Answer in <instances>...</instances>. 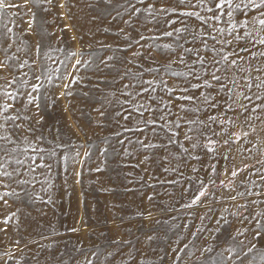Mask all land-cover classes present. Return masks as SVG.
<instances>
[{
  "label": "rangeland",
  "instance_id": "obj_1",
  "mask_svg": "<svg viewBox=\"0 0 264 264\" xmlns=\"http://www.w3.org/2000/svg\"><path fill=\"white\" fill-rule=\"evenodd\" d=\"M5 2L19 7L0 9V32L6 31L5 24L12 29L11 39L0 43V62L6 65L0 68V76L9 81L14 76L26 79L28 87L21 91H31L32 70L28 65H33V61H36L33 67H39L41 71L59 69L52 73L51 83L41 77L40 82L44 84L41 92L45 93L39 101L41 107L37 111L30 105L27 115L31 120L24 123L25 129L37 131L34 134L25 131L24 135L34 140L42 134L45 141H58L63 145L60 151L74 157L75 161L69 160L66 164L61 161L46 175H41L43 170L37 169L36 179L25 186L27 195L16 183L0 178V194L16 189L21 197L19 200L12 196L0 199V264H86V258L92 264H202L208 255L204 249L209 246L213 248L211 255H222L226 264H241V260L248 264L256 249L247 257L243 253L252 244L264 250V237L253 238L258 226L251 222V209L235 206L244 200L238 197L233 202L226 199L228 189L221 190L225 195L212 189L214 196L201 198L202 202L188 207L195 196L188 178L199 175L206 181L204 171L192 173L190 168H183V176L165 172L159 166L158 158L150 164H140L145 155L155 150H143L137 144H128L127 140L123 146L118 143V139L125 137L135 141L136 135L123 132L120 125L126 122L122 116H116L117 111H122L117 100L128 99L121 95L122 85L131 79L120 80L116 69L121 73L126 68L136 72L167 62V53L155 48L151 39L141 41L143 48L134 45L126 51L118 50V46H126L123 34H118L120 28L138 38L137 32L123 23L129 19L131 10L117 7L124 4V0H113L111 6L103 0ZM117 12L121 13L120 17H116ZM140 19L142 21L143 17ZM132 21L135 23V16ZM135 26L146 37L159 35L150 31L152 24L141 27L136 23ZM37 42L41 45L38 56ZM167 42L169 38L162 36L157 41L160 44ZM9 43L11 47H8ZM109 44L111 48L102 47ZM136 50L143 53L138 60L132 57ZM70 52H77V57H70ZM108 57L114 59L108 60ZM100 58L114 64L115 68L98 72ZM126 58L133 59V63L128 64ZM76 59H80L81 64L78 73L73 74L85 77L84 83L89 84L91 91L81 83L71 86L72 95L62 96L61 92L69 90L61 86L60 76L65 65L75 64ZM25 60L28 65L19 68ZM137 63L142 68L138 69ZM173 68L178 72L186 71L182 65H173ZM68 70L72 71L71 68ZM24 73L28 75L24 76ZM88 77H91L90 81ZM164 78L170 85L180 83L181 79H169L167 75ZM144 79H151V76L145 73ZM105 80L110 83H104ZM3 83L5 81L0 80V84ZM97 84L98 88L92 87ZM84 92H89L88 97L83 95ZM158 94L162 95L159 89ZM101 112L105 114L101 116ZM116 132L123 134L117 137ZM258 133L264 139V131L259 127ZM124 148L130 154H125ZM85 152L89 155L85 156ZM20 158L24 159L23 156ZM261 158L255 155V159ZM236 162L240 163V156ZM245 163L253 164L255 160ZM191 164L201 168L196 161ZM97 167L101 171H96ZM260 167L256 164V168ZM25 178L32 179L27 175ZM251 179L256 177L251 176ZM4 183L10 184V188L6 189ZM249 199L257 200L256 211L264 209V203L256 196ZM6 219L8 222L4 223ZM73 228L78 231H72Z\"/></svg>",
  "mask_w": 264,
  "mask_h": 264
},
{
  "label": "snow or ice",
  "instance_id": "obj_2",
  "mask_svg": "<svg viewBox=\"0 0 264 264\" xmlns=\"http://www.w3.org/2000/svg\"><path fill=\"white\" fill-rule=\"evenodd\" d=\"M51 2L52 0H48V3ZM103 3L111 6L113 0H103ZM6 7L19 5L0 0V9ZM117 7H124L125 11L131 10L129 19L123 20V23L138 34L136 38L131 32L120 28L118 34H123L126 46H118L119 51L132 49L134 45L143 48L141 41L151 39L155 48L167 53V62L160 67H149L136 72L126 68L122 73L116 69L120 80L131 77L128 83L122 85L121 95L128 99L117 100L122 111H117L116 116H122L126 122L120 125L123 132L136 135L135 141L131 137H125L118 139V143L123 146L127 140L128 144H137L143 150H155L145 155L140 164H150L158 158L159 166L165 172L172 171L183 176V168H190L192 173L204 171L207 174L206 181L199 175L188 178L195 196L187 206L202 202L201 198L214 196L212 189L221 195H225L222 189H228L226 199L236 202L239 197L244 200V203L235 204L237 209H251V222L258 226L253 238L264 237V209L256 211L257 200L249 199L256 196L260 203H264V139L258 133V127L260 131H264V127H260L264 126V0H135V3L124 0V4H118ZM120 16L121 13L117 12L116 17ZM133 16L136 17L135 23L132 21ZM140 17H143L142 21ZM136 23L141 27L152 24L150 31L158 32L159 35L146 37L135 26ZM4 28L6 31L0 32V43L11 39L12 29L7 24ZM161 36L169 38V42L157 43ZM8 47H11L10 43ZM102 47L112 46L109 44ZM40 48L41 45L37 42V56ZM77 55V52L69 53L73 58ZM141 56L143 53L139 50L132 52V57L137 60ZM113 59L114 57H108V60ZM126 59L128 64L133 63V59ZM35 64L36 61H33V65ZM80 64L81 60L76 59L75 64L65 65L64 73L60 76L61 86L65 90L85 82V77L73 74L78 73ZM26 65L27 60L18 67L24 68ZM33 65H28L32 70L31 91H21L28 87L26 79L14 76L9 81L7 77L0 76V80L5 81L0 84V178L16 183L25 195V186L36 179L34 174L37 169L43 170L41 175H46L61 161L65 164L69 160L75 161L74 157L60 151L63 145L58 141H45L42 134L35 136L34 140L24 135L25 131L33 134L37 131L34 128L25 129L24 123L31 120L27 115L30 105H34L37 111L41 107L39 101L45 95L41 92L44 88V84L40 82L41 77L51 83L52 73L59 71H41ZM173 65H182L186 71L178 72ZM5 66L0 62V68ZM136 67L140 69L142 65L137 63ZM114 68V64H109L103 58L99 59L98 72ZM145 73L151 79H144ZM27 75L28 73H24V76ZM165 75L169 79L181 78L180 83L170 85L164 78ZM87 79L90 81L91 77ZM104 83L110 81L105 80ZM84 87L89 88V84L84 83ZM92 87L98 88L99 85ZM130 88L134 91H124ZM158 89L162 95L158 94ZM61 95H72V92H61ZM83 95L88 97L89 92H84ZM100 114L103 116L105 113ZM122 134L115 133L117 137ZM124 152L130 154L127 148H124ZM256 154L262 158L255 159ZM84 155L89 154L85 152ZM237 156H240L239 164L236 162ZM246 160H255V163H245ZM191 161L201 164V168L192 165ZM256 164L261 167L256 168ZM9 167L12 168L11 171L8 170ZM96 171L101 169L97 167ZM76 174L80 175L79 172ZM26 175L32 179L25 178ZM251 176L256 179H251ZM3 186L10 188L8 183ZM256 188L259 191L254 192L253 189ZM4 196H12L17 200L21 198L16 189L0 194V199ZM4 203L7 204V200ZM7 222L6 219L4 223ZM71 230L78 231L76 228ZM253 249L256 251L248 264H264V250L257 249L256 244H252L243 255L247 257ZM212 252L211 246L204 249V253L208 255L202 264H213V261L215 264H226L222 255L216 257L211 255ZM86 264H92V261L86 258ZM241 264H244L243 260Z\"/></svg>",
  "mask_w": 264,
  "mask_h": 264
}]
</instances>
